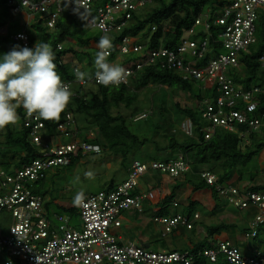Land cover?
Instances as JSON below:
<instances>
[{
  "label": "built area",
  "instance_id": "1",
  "mask_svg": "<svg viewBox=\"0 0 264 264\" xmlns=\"http://www.w3.org/2000/svg\"><path fill=\"white\" fill-rule=\"evenodd\" d=\"M149 1L6 0L5 5L22 17L47 14L45 24L53 28L64 10V3H70L81 8L85 26L96 31L100 39L105 33L121 30L132 14ZM117 15H121L120 21H116ZM259 15H264V0H229L219 10L206 8L200 12L176 47L159 45L148 48V39H139L146 31L144 28L134 36L126 34L116 42V55L109 62H119L130 73L127 82L122 84H129L130 78L142 68L158 65L173 71L182 80L198 84L203 91L207 89L209 93L201 101V118L206 125L200 129L205 139L219 127L236 133L245 143L252 134H258L264 140V110L258 109L259 93L264 89L258 85L244 86L234 81L232 76V71H239L241 66L240 55L250 53L257 42L255 21ZM27 25L28 22L23 20L22 28L9 34L20 46L29 43ZM158 26L162 32L169 27L167 21L152 24L149 33ZM197 26L204 30L214 26L215 37L198 35ZM0 31L6 33V26ZM56 48L64 46L58 43ZM130 53L135 58L120 64L122 57ZM258 61L264 65V49ZM77 67L74 65L72 68V78L63 79L72 91L75 85L97 84L94 74L83 81L77 80L74 75ZM17 111L29 141L38 148V154L15 169H6L0 164V264H193L199 257L211 264H264V248L247 246L243 251L228 239H214L210 246L197 249L156 250L142 240L126 238L120 231L125 223L126 210L143 215L147 202L157 204L161 201L156 198L157 190L140 187L143 175L157 171L179 176L190 169L187 156L180 152L166 161L134 158L127 167L126 178L112 188L78 192L73 205L77 211L75 222L65 212H51L49 215L44 206L46 196L35 192L33 187L45 177L50 167L69 164L71 157L79 152L100 151L101 147L95 140L98 128L77 126L73 114L66 111L63 120L56 123L55 132L44 134L46 128L42 119L28 117L22 107ZM148 113L143 111L136 118L144 119ZM194 128L189 118H184L179 125V130L189 136H194ZM199 174L230 206L237 210L256 207L257 211L243 233L248 242L255 235L257 226L264 223V191L243 189L226 180L219 183L216 174L209 170H201ZM62 190H67V187ZM165 205L178 208L176 200ZM165 205L158 206V210ZM157 211L151 219L160 224L162 236L178 226L192 228L198 217L196 212L189 219L180 211L169 214ZM249 250L252 254L247 253Z\"/></svg>",
  "mask_w": 264,
  "mask_h": 264
},
{
  "label": "trees",
  "instance_id": "2",
  "mask_svg": "<svg viewBox=\"0 0 264 264\" xmlns=\"http://www.w3.org/2000/svg\"><path fill=\"white\" fill-rule=\"evenodd\" d=\"M5 2L6 0H0V10L9 12L10 10L5 5ZM226 2H229V0H150L143 8L139 9L138 12L132 14L128 24L124 25L121 30L108 34L114 44V49L112 50L109 59L113 60L116 55V42L120 41L124 35L129 34L134 36L144 28L146 31L139 37V39L144 40L147 38L148 42L146 46L148 48H155L159 45L174 48L178 44L184 31L192 26L196 16L200 12L206 8H210L212 11L219 10L222 4ZM75 9H77V11ZM5 15L6 13L4 14V17ZM4 17L0 15V26L5 23V21H3ZM47 17V14H34V19L30 22L28 27L29 43L27 47H34L37 40L49 43L56 54L54 61L56 64V71L61 75L62 79L72 78V68L75 65L72 61L64 60L62 56L71 50L79 60H81L82 55H85L88 58V64L86 65L87 68L94 70L89 72L87 71V68L84 69L82 66L79 67L82 71L90 73L92 76L95 72V66L94 60L91 57V51L96 54L97 49L95 46L90 47L89 44L90 42H94V45H97L99 34L95 33L93 36H89V29L85 26L81 8L70 3H64V10L57 17L53 28L46 26L45 20ZM120 20L121 15H117L116 21ZM163 21L168 22L169 27L167 31L162 32L161 27L158 26L154 32L149 33L152 24H159ZM255 24L257 42L251 47L250 53H243L240 55L241 71L233 70L232 76L234 81L239 82L244 86L258 85L264 89V65H260L258 62V57L264 49V15H259ZM18 30L20 29L11 30L8 26L7 33H0V58H2L4 53L12 50L15 45H18L9 37L11 32ZM214 30V26H210L207 30H204L201 26H197V34L201 36L206 35L209 37H215ZM69 38L78 41V43L84 46L85 49L82 47L81 49L75 50L70 45L62 49L56 48L58 43L66 42ZM134 58L135 56L133 53L128 55L125 54L120 60V64L128 62ZM148 84L158 85L156 92L163 88L170 89L173 94L178 90L186 91L197 101V104L191 107H183L179 103L174 102L171 103V109L166 110L165 102L167 100L162 98L156 106L152 103L153 105L149 112L150 114L148 113V116L144 118V120L150 121L154 131L161 126L165 130L167 142L161 148L157 147L161 152L160 155L158 153L160 160L166 161L168 159H173L179 152L187 156L190 169L185 172L187 176L185 180L192 185L193 190L209 188L213 192V196H217L213 185L207 184L200 176L199 172L201 170L214 172L218 178V182L223 183V181L232 175L233 168L236 164L246 166L252 161V159H254L260 150L264 148V140L258 134H252L248 142L245 143L236 133L219 127L215 128L210 138L205 139L203 131L200 129L203 125H206V121H203L201 118V101L205 95H208L209 91L207 89L203 91L198 84H195L192 81L182 80L173 71L161 68L158 65L142 68L130 78L129 84H121L118 87H105L92 83L85 84L84 86L75 85L73 87L74 96L72 97V100L75 101L76 104L75 111L78 114L86 116L89 120L88 122L85 121V123L79 124L76 117L77 113L75 114L69 105L65 112L69 111L73 114L77 126H96L98 128V133L95 136V140L100 147H107L110 151L119 152L122 155V162H124L125 156L129 151L134 148H139V146L145 144L146 140H148L145 137L138 139V135L129 131L127 125L130 121L128 118H131L133 115L143 110V107H134L133 105L136 97L135 89ZM152 93H155V91ZM122 106L126 109H130L128 113L125 115L120 111L116 114L113 113L112 109L114 107L121 109ZM258 109L264 110V92L259 93ZM64 113H62L59 121L63 120ZM173 117L180 118V120L189 118L195 127L194 136L184 134L179 129L175 130L174 124H171ZM21 120L22 118L19 119L15 126L6 127L3 139H0V163L4 164L6 169L18 168L22 164L28 163L34 159L38 154V148L29 141L27 130L23 127ZM43 121L45 122L46 128L44 134L54 133L56 123L59 121ZM179 133L181 136H178ZM83 155L85 154L79 152L76 156L71 157V161L67 165H71ZM134 158L143 161L159 160L157 159V156H151L148 152L140 153V157ZM240 178H243V175L239 176L238 179ZM249 178L250 185L243 189L264 191V181L257 182L256 178L250 175ZM42 180L43 179L37 181L36 185L41 184ZM36 185L33 187L34 191L39 192V188ZM114 185L115 183H110L104 189H110ZM175 190L176 189H173L168 195H165L162 202L168 204L174 199L176 196ZM39 193L48 196L44 206L49 215L51 212H65L70 215L71 221L75 222L77 211L74 206L65 207L59 204L56 202L54 194L49 190ZM177 202L179 203V201ZM197 208L198 203L194 200L188 199L187 203L182 206L180 212L190 219ZM250 209L254 212L257 211L254 206H249L248 208L240 209L238 211H246ZM175 210L178 211L177 209ZM175 210L174 212H176ZM157 213L169 214L171 213V210L168 208V205H165L159 209ZM234 227V223L228 222L210 224L205 228L207 234L202 240L193 243L192 246L185 245V247L181 249L208 247L212 243V238L210 237L213 234H218L221 231H226L227 229ZM177 228L173 229L170 233L172 234L175 232ZM256 229L255 235L245 244L244 247L249 246L252 248V244L258 246L261 244L263 241L261 224H259ZM186 230L189 231L188 236H191L194 232L193 227ZM169 249L175 248L172 247ZM247 253L252 254V251L249 250ZM193 264L211 263L206 259L199 257L196 258Z\"/></svg>",
  "mask_w": 264,
  "mask_h": 264
},
{
  "label": "rangeland",
  "instance_id": "3",
  "mask_svg": "<svg viewBox=\"0 0 264 264\" xmlns=\"http://www.w3.org/2000/svg\"><path fill=\"white\" fill-rule=\"evenodd\" d=\"M6 13L5 17L4 14ZM0 15L4 17L3 21H5L4 24H8L9 29H21L23 25V18L19 14H14L9 12H4L0 10ZM34 17H32V20ZM3 24V25H4ZM72 39V38H70ZM74 40V39H73ZM65 47L68 45L72 46L73 49H81L84 46L80 45L78 41L76 43H73L71 41L63 42ZM72 44V45H71ZM85 49V48H84ZM87 49V48H86ZM64 60L72 61L75 64L82 66L84 69L87 68L88 64V58L85 55H82L81 60H79L76 55L73 53V51H69L65 53L63 56ZM91 57L94 60L95 59V53L91 51ZM119 64V62H116ZM86 66V67H85ZM95 66V65H94ZM94 70V69H93ZM89 68H87V71L91 72L93 71ZM241 71V68H239ZM167 86V85H165ZM158 85L156 84H148L146 86H141L135 89L136 91V97L133 102L134 107L140 106L143 107L142 111H139L135 115H133L131 118H128L129 121L128 130L137 134L138 139L147 138L146 143L139 146V148H134L133 150L129 151L128 154L125 156V161L122 162V155L119 152H113L110 151L107 147L101 148L99 152H91L83 155L79 159H77L74 163L71 165H58L54 167H50L45 174V177L43 178L41 184H38L39 192H44L45 190L51 191L56 199L61 201H74L76 202L78 192H94L101 189H104L107 187L110 183H118L122 180H124L127 176L126 173V166L130 163V161L134 157H140V153H146L148 152L151 156H157V159L160 160V156H158V153L160 155L159 149L157 147L161 148L164 144H166L167 140L165 137V130L161 126L154 131V128L150 124V121H146L144 119L137 121V114L143 112V111H149L152 108V103H154V106L159 102L160 99L165 98L167 101L165 102L166 110L171 109V103L177 102L183 107H191L195 106L197 104L196 99L192 98L191 95L182 90H178L174 94L170 89L163 88L162 90L157 91ZM155 93H152L154 92ZM152 93V94H151ZM152 100V101H151ZM75 101L71 100V103L69 104V107L71 110L75 111ZM130 109L125 108L124 106L120 108H113L112 111L114 114H116L118 111H120L122 114L128 113ZM150 114V113H149ZM77 121L79 124L85 123V121L88 122V118L86 116H83L81 114H76ZM183 120H180V118H174L171 122V124H174V129H179V125L181 124ZM6 131V128L1 132V138L3 139V135ZM178 136H181L180 133ZM264 148L260 150V152L250 161L245 167L242 165L241 167L238 166L237 169H235L236 172H243V177H255L257 181L263 180L264 178V160L261 161L260 157ZM1 165L5 166L4 164L0 163ZM244 167V169H243ZM159 172L157 171H149L147 174L143 175L141 177V184L147 185L150 184V179L148 180V176L150 175L153 180L156 178V175ZM255 173V174H254ZM161 174V173H160ZM254 174V175H253ZM261 176V178H260ZM171 180H174V182H177V184H180V187L185 186L187 183L180 177H172ZM63 187H67V190H62ZM155 187V186H154ZM186 188V187H184ZM190 194V192H189ZM186 198L189 197L185 196ZM182 194V196H179V201L181 203L186 202V198ZM48 199V196H46ZM190 198V197H189ZM219 202H224L221 198L219 199ZM224 205V203H222ZM225 206V205H224ZM198 209L201 213H204V208H202L201 204H198ZM229 212L233 215L238 216V212L236 208L229 207ZM244 214V213H242ZM124 215L127 217V222L124 223L120 231L123 232L124 236L132 241H138L139 239L147 238L151 240L150 248L159 250L162 247H168L167 244L171 242L172 245L175 247L181 249L185 247L183 237L185 235H188V230L183 228L182 226H178V228L175 230V232L167 233L165 236H162L160 233V224L154 222L151 218H146L144 216H141L139 214L133 213L130 210H126L124 212ZM220 216V214L218 213ZM224 218V217H223ZM201 219L203 220V215L201 216ZM213 222L220 221L217 218H214L212 220ZM224 221V220H222ZM227 233V236L230 240H232L233 243H236L240 247L242 245L246 244L245 238L242 235V232L239 229L233 228L232 230L225 231ZM168 249V248H167ZM220 264H225L224 262H221Z\"/></svg>",
  "mask_w": 264,
  "mask_h": 264
},
{
  "label": "clouds",
  "instance_id": "4",
  "mask_svg": "<svg viewBox=\"0 0 264 264\" xmlns=\"http://www.w3.org/2000/svg\"><path fill=\"white\" fill-rule=\"evenodd\" d=\"M31 16L34 17V14L23 15L22 18L24 20ZM31 21L32 18L28 22L27 31ZM4 26L7 33L8 24L0 28ZM0 33L5 34L1 31ZM96 47L99 49L94 59L96 83L105 87H118L126 83L130 73L123 66L109 62L108 59L114 49L111 37L105 33ZM55 58L56 54L51 45L39 40L34 47L15 45L12 50L3 54L0 58V131L18 123L20 117L17 110L20 107L28 117L35 116L36 119L45 121L60 120L71 103L74 92L56 71ZM74 75L79 81L91 78L90 73L79 67L74 69Z\"/></svg>",
  "mask_w": 264,
  "mask_h": 264
},
{
  "label": "crops",
  "instance_id": "5",
  "mask_svg": "<svg viewBox=\"0 0 264 264\" xmlns=\"http://www.w3.org/2000/svg\"><path fill=\"white\" fill-rule=\"evenodd\" d=\"M32 16L31 17H28V18H25L24 20L29 22L31 20ZM89 33L90 35L89 36H93L96 31L94 30H89ZM71 42L73 43H76L75 40L73 39H70ZM90 47H93L95 46L96 47V44L94 45V42H90L89 44ZM262 157H260L261 161L264 160V150L261 154ZM238 166H242L241 164H236L233 168V172H232V175L226 179V181H229V182H232L238 186H240V188H247L248 185H250V178L249 177H243V178H239V176H242L243 175V172L245 171H240V172H236L235 169L238 168ZM245 167V166H244ZM243 167V169H244ZM187 172V171H186ZM189 175V174H187ZM172 177H180L182 178L187 184L183 187H180V184H177V182H174V180H171ZM185 178H187L185 172L180 174L179 176H168L166 174H160L158 173L156 175V178L153 180V178L149 175L148 176V180L150 179L151 183L150 184H147V185H142L141 182H140V187L142 189L144 188H152L153 190H157L156 191V198H159L161 201H159V203L157 204H153L154 202H147L148 203V206L146 207V212L141 215V216H144L146 218H151V215L158 210V206L160 205H165L167 203H163L162 202V199L165 195H168L173 189H176V196L174 197V199L172 200H176L179 201V196H182V194L185 196H188L189 197H185L186 198V202L184 203H181L179 201L178 203V208L177 210L178 211H181V208L183 205H185L188 201V199H191V200H194L196 201L198 204H201L202 208H204V213H201L200 210L197 208L195 210V212L198 214V217L195 219V222L193 223V228H194V232L191 236H188V235H185L183 237V241H184V244L185 245H188V246H192L193 243L195 242H198L200 240L203 239V237L206 236V227L210 224H216V223H219V222H228V223H234L235 225V229H239L241 232H242V235L245 231V228L247 227L248 225V222L249 220L251 219V217L254 215V211L253 210H246V211H239L238 213V216L237 215H233V213L231 214V212H229V207H232L230 206L226 200L220 196H213V192L211 191V189L209 188H202V189H196V190H193L192 189V185L189 184ZM261 178V176H260ZM264 178V177H263ZM142 181V180H141ZM264 181L263 180H259L257 182H262ZM155 186V187H154ZM179 186V187H178ZM186 187V188H184ZM190 192V194H189ZM222 199L224 200V205H222L221 202H219V199ZM56 202H58L59 204L65 206V207H69V206H73L75 204L74 201H61V200H58V199H55ZM168 208L171 210V213H174V210L175 209H172L170 206H168ZM176 211V210H175ZM238 211V210H237ZM133 213H136L134 211H132ZM218 213L220 214V216L218 215ZM244 213V214H242ZM137 214V213H136ZM140 215V214H139ZM203 215L204 219L202 220L201 219V216ZM224 217V218H223ZM214 218H217L218 220L220 221H216V222H213L212 220ZM224 220V221H222ZM125 222H127V217L125 216ZM233 228H229L227 229L226 231H229V230H232ZM261 229H262V236H263V241L261 242V244L258 246V245H255V244H252L253 247L257 248V249H262L264 248V223L261 224ZM161 230V228H160ZM244 237V236H243ZM210 238H212V240L214 239H228V236H227V233L225 231H221L220 233L218 234H213ZM139 240H142L145 244H148L150 245L151 244V240L147 239V238H143V239H139ZM191 240V241H190ZM251 240V239H250ZM249 240V241H250ZM232 242V240H230ZM245 242H246V239H245ZM247 243V242H246ZM235 245H237L236 243H234ZM168 247H164V248H172L174 247L175 249H177V247H175L174 245L171 244V242H169V244H167ZM238 247H240L239 245H237ZM244 245H242V247H240L243 251H246V247H244Z\"/></svg>",
  "mask_w": 264,
  "mask_h": 264
},
{
  "label": "water",
  "instance_id": "6",
  "mask_svg": "<svg viewBox=\"0 0 264 264\" xmlns=\"http://www.w3.org/2000/svg\"><path fill=\"white\" fill-rule=\"evenodd\" d=\"M147 245V244H146Z\"/></svg>",
  "mask_w": 264,
  "mask_h": 264
}]
</instances>
